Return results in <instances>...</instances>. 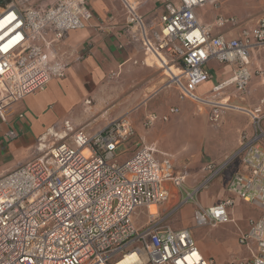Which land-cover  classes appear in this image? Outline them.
Here are the masks:
<instances>
[{"label": "built area", "instance_id": "obj_1", "mask_svg": "<svg viewBox=\"0 0 264 264\" xmlns=\"http://www.w3.org/2000/svg\"><path fill=\"white\" fill-rule=\"evenodd\" d=\"M120 1L128 27L136 29L133 38L143 50L142 62L167 75L163 87H174L181 100L207 105L214 122L226 110L250 117L251 130L241 132L238 148L225 163L237 161L227 184L231 197L208 206L196 200L194 216L197 225L218 227L234 221L235 198L256 206L258 217L238 234L248 256L227 264H264V97L254 108L241 103L253 78L264 79V68L254 62L264 49V12L251 24L222 12L205 23L200 10L219 9L223 0H163L158 19L146 22L138 0ZM92 17L89 0H0V119L7 120L13 104L66 75L69 61L59 55L58 46ZM210 61L224 64L230 73L201 94L199 87L213 77ZM166 67L171 71L166 73ZM179 112L178 105L160 114L149 112L143 125L168 122ZM64 125L70 140L67 135L49 146L41 142L38 150L46 151L0 175V264H117L129 252L146 256L148 264H215L200 250L192 229L174 227L171 217L221 168L211 171L214 166L208 163V178L188 190L187 167L177 170L169 154L157 156L155 146L136 142L129 157L118 158V148L137 134L128 115L94 133L69 120ZM20 134L12 126L4 140ZM17 171L24 175L18 186ZM168 183L181 198L164 211L162 205L172 198Z\"/></svg>", "mask_w": 264, "mask_h": 264}, {"label": "crops", "instance_id": "obj_2", "mask_svg": "<svg viewBox=\"0 0 264 264\" xmlns=\"http://www.w3.org/2000/svg\"><path fill=\"white\" fill-rule=\"evenodd\" d=\"M138 2V10L146 22L155 21L164 11L163 0H138ZM89 6L93 12V17L84 28L70 31L65 40L58 46L59 55L69 61L66 75L52 79L44 89L29 94L16 102L10 107L7 120L0 119L1 173L9 172L15 169L18 163L26 161L28 156L25 155V151L30 149L35 141L51 133V130L59 133L58 130L63 129L65 120H69L74 127H85L88 130L91 123L102 124L104 119H108L115 113L120 117L126 116L140 104L141 106L136 113L131 115L135 121L136 131L140 135L137 143L155 146L158 149L157 156L159 158H163V154L167 153L171 156L174 164H180L182 160L189 159H192L194 163L200 158L199 144L206 142L210 160H225L223 164L228 162L238 148V132L246 127V120L244 122L243 117L239 116V122H235L233 113H231L233 110H226L222 117H224L223 126L227 134H225L226 132H219L215 135H203L197 140L196 136H191L197 135L194 132L190 134L194 142L193 147L183 155L163 147L161 139L167 134L169 127L160 128L157 135V127L152 126L149 130H145V126L140 122L139 117L146 110L160 114L166 112L171 106L164 108L161 101L157 99L158 97L156 99L152 97L153 95L158 96L160 91L165 89L163 88L165 78L162 77V73L157 67L142 62L143 50L140 43L133 38L136 29L128 27L126 12L120 0H90ZM252 7L251 11L248 9L250 14L255 12V6L252 5ZM256 66L264 68L262 63H256ZM166 68L167 73L171 71L169 67ZM112 71L117 73L115 77L110 76ZM174 71L177 72V70ZM220 71L222 74L219 75V81L230 73V68L222 66ZM212 79L213 77L199 87L201 94L207 93L219 82H213ZM259 82L264 84V79L255 77L251 84L256 86ZM203 86H208V88L201 91ZM263 97L264 86L259 87L258 90L257 88L253 91L251 89L249 95L241 103L247 108H254ZM113 98L123 101V107L119 111L115 109L106 110V104ZM86 99H91V103H86ZM145 101L146 104H143ZM20 114L23 116L20 117ZM170 120L168 126L178 124L179 121L176 118ZM12 126L18 128L21 134L13 141H5L4 135ZM28 135L30 138L26 139ZM17 146L20 149L18 155ZM217 151H220L219 154ZM236 162H232V164ZM168 186L172 192V197L179 198L180 194L177 189L171 183H168ZM187 189L189 190L188 187ZM197 243L202 253L206 257L213 258L215 264L223 263L225 255L221 244L217 243L210 250L208 245L199 241ZM241 252L240 255H244L243 252L245 251L242 247ZM221 254L224 256L221 257Z\"/></svg>", "mask_w": 264, "mask_h": 264}, {"label": "rangeland", "instance_id": "obj_3", "mask_svg": "<svg viewBox=\"0 0 264 264\" xmlns=\"http://www.w3.org/2000/svg\"><path fill=\"white\" fill-rule=\"evenodd\" d=\"M90 1V0H89ZM252 5L255 6V12L250 14L248 12L252 10ZM222 12L227 14H235L243 24H251L254 23L258 16L264 12V0H223V3L219 9H215L212 7H209L208 9L200 10L201 17L203 22L207 23L210 22L215 13ZM210 13H212L210 15ZM255 64H263L264 65V50L255 58ZM154 67H157V69L162 73V77H164V82L166 83L168 77L164 73L163 69L159 68L157 65H153ZM208 66L211 69V72L213 74V82L219 81V75L222 74V71L219 72V70L224 67L225 65L222 63H219L217 61H210L208 63ZM226 67V66H225ZM167 73V72H166ZM255 78V77H254ZM209 86V84H207ZM208 86H203L201 88V91L208 88ZM252 86V87H251ZM252 91L259 87L264 86L263 83H258L256 86L251 84ZM165 89H162L158 96H152L153 99H159L162 103V107L167 108L169 105L176 104L180 107V112L172 117L173 119H178V124H173L168 126V122H162L158 120L153 126L155 128L157 127V135L159 133L160 128L166 129L168 128L167 134L162 137L161 139V145L165 148H168L169 151H174L175 153H178L179 155H183L184 153H188V150H190L193 146L192 138L190 137V134H193L194 132L197 133L193 134L191 136L197 138L199 140L200 136L203 135H209L219 132H226L224 130L223 126V118L222 117L218 122H214L210 120L208 112L210 111V108L207 105H203L202 103H196L191 100H181L179 99V93L174 87H163ZM252 95V93H251ZM149 102V101H147ZM143 104H146V101L143 102ZM141 106H136L131 112L127 113L129 117L132 118V114L136 113V111ZM123 107V101L120 99H114L111 100L109 103L106 104V110L107 109H115L118 110ZM144 107H146L144 105ZM201 109V110H200ZM140 111V110H139ZM153 111V110H152ZM156 111V110H155ZM108 112V111H107ZM117 112V111H116ZM149 112V111H148ZM147 110L146 112L139 117L140 122L144 121V118L146 114H148ZM157 112H160L157 110ZM120 113V112H119ZM233 113V120L235 122H239V116L243 117L244 122L246 120V127L242 128L241 131L238 132V139L242 131L249 130L252 128V123L250 117L243 112L240 111H231ZM116 114V113H115ZM113 115L109 117L108 119H104L102 124L95 125V122L89 125L88 130L89 133H94L96 131H99L106 125L111 119L118 118L120 115ZM170 120V121H171ZM133 122L135 124V121L133 119ZM174 127V128H173ZM145 130H149L150 128L144 127ZM152 128V127H151ZM65 130V125H63L62 130H58L61 134ZM250 131V130H249ZM227 134V132L225 133ZM138 133L128 140L124 145H121L118 148V158L123 161L127 157H129L132 154V151L135 149V143L139 140ZM30 136H26V139H29ZM66 140H70V134L65 138ZM202 139V138H200ZM63 139H59L58 137H55L53 133H48L47 136L42 137V139H38L35 141L34 144L31 145V148L25 151V155L28 156L27 160L32 158L35 155H41L44 151H46L47 148L43 149L42 151L38 150V146L41 142H44L47 144V146L51 145L53 142H60ZM196 142V141H195ZM220 142V141H218ZM140 145H142L140 143ZM33 146V147H32ZM208 145L206 142H202L199 144V156L200 158L197 159L194 163L192 162V159L189 160H182L180 164H174L177 170H182L185 167H187V170L189 171L188 177L186 179V187L189 188V190H192L199 184L205 181V179L208 178L211 171L217 170L221 168L220 172L216 174L215 177L210 180L205 187H203L198 194L195 195V199H190L188 202L182 204L176 212L171 217V222L175 227H190L193 231V236L197 242L199 241L202 244H206L209 246V249L217 243L222 245L223 253L225 255V259L223 260V263H228L233 259H244L248 256V251L246 248L241 246L238 243V234L240 231H244L248 228L249 221L252 218H257L260 211L259 209L249 204L243 200H240L238 198H235V203L231 208V215L234 218V221L231 223L223 224L219 227H212L209 225H197L195 216H194V210H195V201H199L204 206H208L210 204H214L216 202H220L228 197H231L229 191L227 190V184L234 173L237 162L231 163L227 166L225 164L223 165V160H210ZM20 149L17 146V155L20 154ZM220 151H217V154H219ZM225 159V158H224ZM175 161V160H174ZM213 161V162H210ZM208 163L213 164V168L211 171H209L206 168V165ZM1 170V169H0ZM5 174L1 173L0 175ZM181 197H172L169 202L162 205V210H169L172 207H174L177 202L179 201ZM139 211L142 209H138ZM142 219H146V215L141 216ZM241 247L244 248L243 254L241 252ZM240 251V252H239ZM239 252V253H238ZM221 254V257L224 256ZM120 256H116L114 260L118 259ZM146 256L143 255V259ZM219 258V257H218ZM146 259V258H145ZM222 263V264H223ZM143 264H148L146 261Z\"/></svg>", "mask_w": 264, "mask_h": 264}, {"label": "bare ground", "instance_id": "obj_4", "mask_svg": "<svg viewBox=\"0 0 264 264\" xmlns=\"http://www.w3.org/2000/svg\"><path fill=\"white\" fill-rule=\"evenodd\" d=\"M50 132L55 133L54 130H51ZM58 135H59V138L63 139L68 135V133L62 132L61 134H58ZM43 143L44 142L41 143V145H42L41 147L44 146ZM41 147L39 148V150H41ZM13 177H14V180L17 181V186L19 185V183L21 181L24 180V175H23L22 171H17V174H15ZM151 210L155 211L156 206L153 205L151 207ZM145 258L144 259L141 258L137 252H129V253H127L126 257L123 258L121 261H119L117 264H143L146 261Z\"/></svg>", "mask_w": 264, "mask_h": 264}]
</instances>
